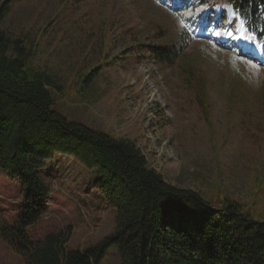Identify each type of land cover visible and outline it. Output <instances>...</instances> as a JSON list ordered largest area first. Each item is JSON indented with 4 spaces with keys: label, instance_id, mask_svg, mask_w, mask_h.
<instances>
[{
    "label": "rangeland",
    "instance_id": "obj_1",
    "mask_svg": "<svg viewBox=\"0 0 264 264\" xmlns=\"http://www.w3.org/2000/svg\"><path fill=\"white\" fill-rule=\"evenodd\" d=\"M197 5L195 0H13L3 27L27 40L32 65L63 86V94H51L54 109L66 119L131 140L147 168L167 183L208 201L225 196L264 221V206L257 204L264 194V57L259 62L246 53L263 49L242 23L222 22L218 28V16L208 22L209 8L199 13ZM182 12L193 24L186 26L193 37L184 49L186 60L173 66L154 61L143 45L170 42L157 38V27L179 31ZM93 67H100L97 77L73 94L76 80ZM182 68L204 78L206 116L194 81L187 83ZM41 170L51 192L43 216L27 230L30 237L71 226L68 247L83 249L112 232L113 212L92 172L59 153ZM21 198L20 183L0 172V220H14ZM119 258L111 248L102 264H120ZM0 264L23 263L0 241Z\"/></svg>",
    "mask_w": 264,
    "mask_h": 264
},
{
    "label": "trees",
    "instance_id": "obj_2",
    "mask_svg": "<svg viewBox=\"0 0 264 264\" xmlns=\"http://www.w3.org/2000/svg\"><path fill=\"white\" fill-rule=\"evenodd\" d=\"M195 1L199 13L209 8L208 22L218 16V28L222 22L242 23L264 51V0ZM12 2L0 0V172L20 183L22 203L11 223L0 220V241L23 264H102L111 248L120 264H264V221L255 220L248 207L225 196L208 201L195 190L167 183L147 168L131 140L68 120L54 109L51 93L63 94V86L32 65L27 40L3 27ZM180 15L184 25L179 31L157 27V38L170 42L143 45L154 61L173 66L186 60L184 49L193 41L186 26L193 24L189 14ZM182 69L207 113L204 78L193 68ZM99 71L93 67L82 74L73 94L88 87ZM57 153L93 173L95 188L113 212L112 232L83 249L68 247L71 226L41 238L27 234L43 216L51 192L42 166ZM257 202L264 206V194Z\"/></svg>",
    "mask_w": 264,
    "mask_h": 264
},
{
    "label": "bare ground",
    "instance_id": "obj_3",
    "mask_svg": "<svg viewBox=\"0 0 264 264\" xmlns=\"http://www.w3.org/2000/svg\"><path fill=\"white\" fill-rule=\"evenodd\" d=\"M251 38H252V37H251ZM226 48H229V47L227 46ZM246 53H247V55H249V56L255 58V60H256V59H258V60L261 59V58H260V55H259L258 53H256V52H254V51L251 50V49H250L249 52H246Z\"/></svg>",
    "mask_w": 264,
    "mask_h": 264
}]
</instances>
